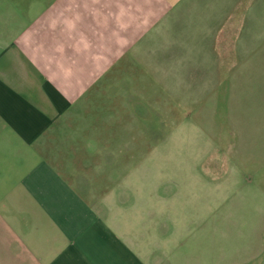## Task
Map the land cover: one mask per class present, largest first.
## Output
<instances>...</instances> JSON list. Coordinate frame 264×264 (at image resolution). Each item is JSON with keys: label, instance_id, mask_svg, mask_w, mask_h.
<instances>
[{"label": "crops", "instance_id": "0c3cea01", "mask_svg": "<svg viewBox=\"0 0 264 264\" xmlns=\"http://www.w3.org/2000/svg\"><path fill=\"white\" fill-rule=\"evenodd\" d=\"M261 21L264 0H0V264L194 259L217 207L199 172L197 186L159 173L160 148L202 128L208 52H236L224 94L239 116L264 112ZM249 146L247 200L264 168V143Z\"/></svg>", "mask_w": 264, "mask_h": 264}, {"label": "rangeland", "instance_id": "374dc122", "mask_svg": "<svg viewBox=\"0 0 264 264\" xmlns=\"http://www.w3.org/2000/svg\"><path fill=\"white\" fill-rule=\"evenodd\" d=\"M236 22L239 29L243 21L239 19ZM253 29L258 33L257 42L261 43L259 51L253 56L258 59L256 61L258 67L253 73L263 81L264 21L258 22ZM209 54L213 58L221 57L226 60L219 61V64H225V67L221 68L215 66L213 58L208 56L209 81L206 82V97L204 99L203 94H200L202 96L198 95L194 98L195 105L205 102V113L192 116L193 120L198 118L196 123L202 128L184 126L176 129L172 135L175 138L174 142L163 137L166 138L160 148V154L163 156L159 155L157 161L159 173L165 170H169L171 174L178 173L172 176V180L178 185L197 186V179L192 175L194 172H199V183L201 182V186L204 184L205 189L201 201L209 202L219 208H215V212H212L217 216V220H213L212 224L210 222L207 226L197 224L195 258H182L181 264H264V258L259 253L254 256V261H247L249 247H254V250L256 247L264 250V226L259 224L260 218L264 219V177H262L264 168L253 178L254 180L252 179L254 187L261 190L260 194L248 200L244 197V189L245 183L251 182V176L245 171L239 174V164L255 155L252 149L250 151L246 148V145L249 143L251 148L252 145L258 146L264 143V112L259 111L254 119L247 114L239 116L232 105L234 88L231 94L229 92L226 96L224 94L225 89L229 87L224 83L225 78L237 75L236 68L226 67L229 61L236 58V52L212 51L208 52ZM180 67L183 70L187 66ZM196 69L200 71V67ZM219 77L220 82L217 81ZM232 86L231 84L230 87ZM199 90L196 88L195 92ZM200 116L202 118H199ZM257 157L264 159L262 154ZM241 165L243 166V162ZM231 173L242 176V179L237 180L236 185L229 179ZM215 174H217L216 178L210 179ZM209 182L214 185H208ZM212 189L213 192L208 194L207 190ZM261 208L262 212H260Z\"/></svg>", "mask_w": 264, "mask_h": 264}]
</instances>
